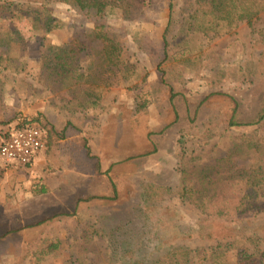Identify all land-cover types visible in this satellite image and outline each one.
Segmentation results:
<instances>
[{
	"label": "rangeland",
	"instance_id": "374dc122",
	"mask_svg": "<svg viewBox=\"0 0 264 264\" xmlns=\"http://www.w3.org/2000/svg\"><path fill=\"white\" fill-rule=\"evenodd\" d=\"M190 1L140 0L130 17L119 15L98 29L63 3L52 7L48 26L42 8L33 19L0 16V31L12 41L9 65L0 66V126L17 129L25 118L45 126L72 120L81 128L73 138L87 136L91 150L67 144L52 152L47 144L31 165L0 169V264H31L24 253L35 239L51 246L44 264H70L78 257L123 264L125 249L152 264L188 246L199 252L192 253L196 259L190 264H212L201 250L227 242L223 238L230 232L227 219L214 216L220 214L221 191L208 176L196 179L190 194H181L177 168L182 155L203 161L230 149L237 136H264L257 123L264 101V0L248 6L247 20L232 12L195 41L202 52H189L182 26ZM74 38L94 47L84 65H107L111 56L119 71L123 61L97 116L76 107L77 91L63 88L61 78L41 81L44 46ZM187 57L192 59L185 62ZM236 102L237 125L225 130L221 123L212 137L202 135L205 121L227 120ZM115 186L120 203L105 198L114 196ZM43 187L46 193H35ZM90 196L98 197L87 201ZM159 205L175 208L181 230L192 240L162 225ZM201 218L208 219L203 231L212 232L213 240L197 230ZM111 233H117L116 242ZM237 242L223 255L226 264L243 262L248 244Z\"/></svg>",
	"mask_w": 264,
	"mask_h": 264
},
{
	"label": "trees",
	"instance_id": "16d2710c",
	"mask_svg": "<svg viewBox=\"0 0 264 264\" xmlns=\"http://www.w3.org/2000/svg\"><path fill=\"white\" fill-rule=\"evenodd\" d=\"M140 0H0L1 17H20L26 15L30 19L40 15V8L43 10V24L49 25L53 14L52 7L57 3H63L79 16L94 22L95 27L102 28L105 23L112 18L130 17ZM261 0H191L189 9L182 18V26L187 31L191 49L189 52L196 50L203 51V46L198 44L197 40L206 35L213 26H216L224 17L232 12H237L241 20H247V8L250 4L260 2ZM172 6V5H171ZM175 12L172 6V13ZM136 33L135 36H138ZM165 40H167L165 38ZM11 36L0 31V66L9 65L11 53ZM192 43L194 46H192ZM167 45V41H166ZM202 47V48H200ZM94 47L83 43L79 38L71 39L63 44H48L44 46L40 57V77L42 83L61 78L63 88L74 89L77 91L75 100L76 107L82 110L91 111L94 116L99 114V108L110 87L113 86L114 80L118 79V72L121 73V66L118 68L112 66L111 56L104 62H110L107 65H98L93 67L92 64L84 65V58L88 57L89 50ZM202 49V50H201ZM99 52V50H97ZM92 53V52H91ZM212 52L206 53L205 63L209 62V56ZM168 56L169 49L166 46ZM92 55V54H91ZM90 55V56H91ZM213 56V54H212ZM119 57V55L117 56ZM192 57H187L188 62ZM115 77V78H114ZM120 77V76H119ZM97 82L96 84H94ZM232 101H236L232 98ZM239 104L236 102L234 108L231 106L229 118L223 121L218 117L208 119L201 128L202 135L207 137L213 136L214 128L224 123L225 130L229 126H235L234 116L238 111ZM142 110V109H140ZM260 111V113H259ZM258 124L264 132V101L262 107L258 110ZM23 119V118H22ZM226 119V118H225ZM24 123L40 124L46 134L48 149L53 152L54 149L61 150L67 144L72 149V144L78 148L86 149L91 154L87 136H80V139L73 138L77 133H81V128L72 120H66L61 125L50 124L45 126L39 119L27 120ZM67 139L68 142L61 143ZM77 149V148H76ZM67 152V151H66ZM177 172L179 175L180 192L183 195L190 194L192 184L196 179L208 176L216 180L221 191L220 214L214 215L222 217L224 221L229 222L230 232L226 233L224 240L211 244L206 249L201 250L203 260L212 261V264H226L223 255L230 250L237 248V239L240 243H246V248L242 264H264V249L260 248L264 238V136L259 133L242 134L233 139V145L230 149L222 151L221 154L212 153L208 159L193 155H182ZM97 168L99 167V157ZM48 190L46 187L38 189L35 193L42 194ZM98 196H90L87 201ZM105 197V196H101ZM112 203H120V191L115 186L114 196L105 197ZM160 206V205H159ZM162 216L158 219L164 227L176 231L183 239L192 240L193 235L181 230L180 215L171 205L160 206ZM109 217L116 219L117 214H111ZM132 221H128L130 223ZM208 222L207 218H201L197 221L198 231L202 230L205 238L213 240L212 232L203 231V225ZM41 223V222H40ZM185 226V225H184ZM187 226V225H186ZM120 229V228H118ZM191 230V228H190ZM127 232H120L126 234ZM111 240L117 241V233H111ZM131 233L127 234L128 236ZM117 236V237H116ZM110 240V241H111ZM242 240V241H241ZM88 249H84L87 251ZM123 253V264H144L145 259L141 254L134 257L130 256L128 251ZM130 253L132 251H129ZM199 253L191 247L180 248L175 251L170 259L166 261L156 260L152 264H190L196 256L192 253ZM200 252V253H201ZM52 254L51 246H47L41 239H35L27 245L24 257L31 258V264H44ZM120 258V256H119ZM94 257H87V260L78 257L70 264H93ZM88 262V263H87Z\"/></svg>",
	"mask_w": 264,
	"mask_h": 264
},
{
	"label": "built area",
	"instance_id": "2783aa9c",
	"mask_svg": "<svg viewBox=\"0 0 264 264\" xmlns=\"http://www.w3.org/2000/svg\"><path fill=\"white\" fill-rule=\"evenodd\" d=\"M47 134L38 123L17 129L0 126V169L18 170L31 165L47 149Z\"/></svg>",
	"mask_w": 264,
	"mask_h": 264
}]
</instances>
